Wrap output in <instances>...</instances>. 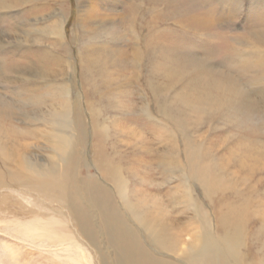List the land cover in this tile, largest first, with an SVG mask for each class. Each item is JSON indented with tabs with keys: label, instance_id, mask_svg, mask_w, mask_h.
Segmentation results:
<instances>
[{
	"label": "rangeland",
	"instance_id": "rangeland-1",
	"mask_svg": "<svg viewBox=\"0 0 264 264\" xmlns=\"http://www.w3.org/2000/svg\"><path fill=\"white\" fill-rule=\"evenodd\" d=\"M97 1L15 0L0 12V264H124V255L210 264L199 255L205 238L219 256L211 264H264V0H197L193 18L183 0ZM59 21L61 31L52 27ZM161 36L166 58L158 57ZM146 44L142 62L132 61ZM41 52L69 61L47 85L37 75ZM25 55L35 70L12 74L10 59ZM85 92L107 127V162L123 167L119 187L90 163L95 139L83 147L79 131L69 182V158L54 137L62 132L49 120L70 98L90 128ZM205 171L221 184L210 198L195 182ZM61 174L65 190L41 187V178ZM195 199L200 217L190 210ZM35 220L69 240V254L59 241L33 245L17 233ZM150 226L169 250L152 244Z\"/></svg>",
	"mask_w": 264,
	"mask_h": 264
},
{
	"label": "bare ground",
	"instance_id": "bare-ground-1",
	"mask_svg": "<svg viewBox=\"0 0 264 264\" xmlns=\"http://www.w3.org/2000/svg\"><path fill=\"white\" fill-rule=\"evenodd\" d=\"M88 1H90V0H88ZM94 1L98 2L97 0H94ZM102 1L105 2V4H107V5L110 3L109 0H102ZM116 1H119V0H116ZM196 1L197 0H183L184 6L187 7L188 11L191 12V13L189 12L190 14L188 17L193 18V17L197 16V14L195 13V9H194ZM103 2H102V5H103ZM230 2L231 1H228V3H226V4H229ZM232 3H233V0L230 4H232ZM236 4H235V6H236ZM232 5H234V4H232ZM16 6L17 5L15 3V0H0V12H4V14H6L7 11H9V10L14 9ZM226 6H228V5H226ZM88 9L89 10L96 9V6L94 5V3L92 4V2L88 3L87 9L85 10V12L82 15V16H84V21H85V23L82 26V29H88L85 27V24H88L90 22V20L93 18V16H91L89 14ZM238 9L236 8V11H238ZM236 11H234V12H236ZM133 13H134V10L131 12V16L133 15ZM104 16H107V15L102 14L101 16L97 15L96 17L97 18L99 17V19H100L99 22L102 23L105 20ZM107 20L110 21V19H107ZM112 20H113V17H112ZM59 23L60 24H58V22L53 23L52 27L53 28L57 27L58 31H61V30H63L61 27L62 22L59 21ZM194 23H195V25L200 26L201 20L197 19ZM86 26H88V25H86ZM61 33L62 32H59V34L55 33V35H56L55 37L57 38V42H59L60 44H61V40L63 38V35H62L63 33L62 34ZM51 35H52V33H51ZM5 40H7V38H5V36H3V34H0V48L6 47V45L3 44ZM165 43H169V42L167 41V38L163 37V36H161V39L159 41H157V44L159 45L158 57H160V58H166L165 46L163 45ZM153 44L150 43V45H153ZM151 48L148 44H146L142 48V50L136 51L134 54H132V61H134L138 64L141 63L143 55L146 52H148ZM119 54L120 53H118V55ZM35 57H36V59H38V67H36V68L41 69V70H38L41 73H37V75L39 76V78L42 81H45L44 84H46V85H47V82L51 83V81L46 80L48 78V76L53 75L52 74L53 72H60L62 70L65 71L67 69V67L69 66L68 65L69 61H66V60L63 61L62 59H60V62H59L58 58L57 59L56 58H47L46 56H44L42 54V52H41V54H39ZM18 58H21V59H15V58L10 59L11 61H14V62L17 61V63L15 65H13L12 67H7V69L12 74H13V72H16V71L30 72V71L35 70V66L33 65V63H31L30 59L26 55L23 57H18ZM55 60H56V63L54 62ZM122 61H123V59H122ZM52 62L54 63L53 65H56L55 68H52V64H51ZM118 62H120V61H118ZM72 65L73 64H71V67H70L71 75L74 74L73 73L74 69L72 68ZM80 66L82 69V68H89L92 65L88 62L81 61ZM52 69H54V70H52ZM81 79H79V80H81ZM79 85H80V83H79ZM60 88H61V86H60ZM63 93L65 95H67V90H66V92L64 91ZM81 99H83L84 103L87 106L86 111H87V115H88V119H89V127L90 128H88V123L86 122V120L83 116V111L81 110L80 103L78 101H76L75 99H74V102H70V98H69V103H68L67 98H65V100L62 103L64 111L61 112L60 114L54 113V116L51 117L49 120V122L52 126L55 125L62 132L59 135L56 134L54 137L58 136V139L61 142L60 150L67 156V158H69V182L72 178L71 164H74V161L76 158V147H77V143L79 141V137L80 138L82 137L83 147H85V144L87 142V138L93 137L95 139L96 145L91 144V155H90V159H89V161L91 160L90 163L93 166H95L94 161L96 160L97 168L102 173V175L104 174V175L110 177L112 179V181L116 184V186L119 187L120 183L115 178L120 175L121 171L123 170V167H121V165H118V164L107 162L105 153L107 151L106 147L109 146L110 144L106 145L104 142V139L107 135V127L105 125H103V122L100 120L101 113L98 112L95 108H93L92 105L90 104L89 94L87 95L85 92V95L82 96ZM99 102H101V100H99ZM73 103L76 104V108H75V105ZM68 105H69V108H67ZM142 109H143L142 111H143L144 115L147 116L148 110L144 106L142 107ZM57 128H53L55 130V132L58 131ZM78 131L80 133L79 137L77 135H75V133ZM122 131L124 133V129H122ZM70 133H72L71 137L69 136ZM82 153H83V155H85V150L82 149ZM129 157H130V155L127 154V159H129ZM118 159H120V156L118 157ZM134 161L135 160H132V162H134ZM205 172H206L205 177H203L201 180L196 179L195 182L200 184V186L203 190L204 196L207 198H210L211 195L213 194V192L215 191L216 186L221 185V184L219 183L218 179L216 177H214L210 172H208V171H205ZM67 179H68L67 174H61V175H59L58 180L48 181V180H44L41 178L40 184H41V187L45 191L51 186H55V187L59 188L60 190H65ZM123 184H124V182H123ZM188 188H190V185H188ZM114 192L118 194V197L121 196L122 199H124L123 189L114 188ZM94 193H95V190H92L91 194L93 196H96ZM188 194H190V196L192 198H194V196L191 193H188ZM195 200H194V202L196 204L193 205L190 210H191L192 214H195L198 217H200V216L204 215L202 212V210H203L202 205L197 201V199H195ZM123 202H124V200H123ZM192 219H194V218H192ZM35 222H37V224H26V225L20 226L17 233L23 239H25V241H27L33 245L36 242L39 243V245H42L43 243H54V244H56V242L59 241L60 243L56 244V245H58V246L64 245L67 248L66 252L69 254V240L62 241L61 237L53 229H51V226H48L47 222H44L41 220H35ZM117 222L118 221H115V224H117ZM142 224L144 226L148 225L146 223H142ZM149 230H152L155 232V235H149V237L152 240V244H157L158 245L157 247L159 249L164 248L166 250H169L168 247L164 244V242L159 238V233H161V232L158 229H153L152 226H150ZM115 232L117 234V228L116 227H115ZM198 244H199V234H198ZM118 246L120 248H122L123 247L122 242L119 241ZM75 247L78 248L77 245ZM126 247H127V245H126ZM198 249H199V255L203 260L206 259L207 257L210 258L212 256L211 261L209 260L210 264L215 262V261H219V256L215 253L214 246L211 243L210 239L205 238L203 240L202 244L200 245V247H198ZM122 262L124 264H141V262L139 260H133L128 255H124ZM72 264H82V263L80 260L76 259L72 262Z\"/></svg>",
	"mask_w": 264,
	"mask_h": 264
}]
</instances>
